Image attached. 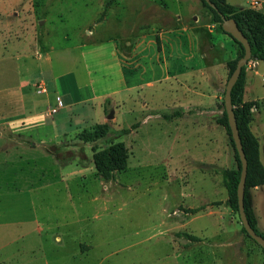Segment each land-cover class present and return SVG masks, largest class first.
<instances>
[{"label": "rangeland", "instance_id": "obj_1", "mask_svg": "<svg viewBox=\"0 0 264 264\" xmlns=\"http://www.w3.org/2000/svg\"><path fill=\"white\" fill-rule=\"evenodd\" d=\"M142 2L0 0V99L15 93L14 87L18 80L28 79L26 74L20 75V70L28 66L34 69L31 82L44 80L49 91L56 82L58 93H62L61 84H64V91L75 101L89 97L91 89L85 86L89 77L106 81L108 67L98 64L89 67L90 72H87L84 60L88 63L95 61L92 55H82L81 51L88 48L90 43H106L114 38L121 50L125 41L123 36H135L138 33L141 17L137 11L142 7ZM227 2L241 6L250 4V0ZM260 3L264 12V0H260ZM155 27L151 24L149 29L146 28L145 32L151 33V36L148 35L145 40L154 39ZM156 47V42L151 47L147 45L142 56L147 57L149 51ZM28 54L33 59L42 55L43 59L35 63L31 57H26ZM258 62L255 97L262 100L257 103L253 101L261 107V113L257 115L260 125L258 120H254L253 130L261 142L264 158V62ZM125 64L129 66L127 60ZM246 67L252 68L248 62ZM77 72L81 73L77 84L82 89L74 86L73 76ZM159 72L156 70L154 74ZM151 74L143 71L141 75L143 79H149ZM98 85L95 83V88ZM150 91V88H146L141 94L147 95ZM101 93L102 90L97 92ZM159 94H166L165 89L160 88ZM50 101L51 107H54L55 94L50 96ZM91 105L94 108H90ZM111 105H114V97L104 96L94 101L62 106L50 114L58 129H79L66 137L68 144L73 146L75 142L85 143L78 139L79 134L99 124L100 117L104 116L102 122L108 123L113 129L125 128L123 125L128 120H123L120 113L111 119L105 117L113 110ZM219 107L221 115V102ZM80 109L81 115L77 118L69 113L73 110L79 112ZM59 117L61 120H58ZM211 124L217 126L211 129V135L217 139L216 156L220 168L230 165L228 160L234 167L233 149L224 126L221 123L217 125L214 118H211ZM199 136L194 133L189 136L187 148L191 155H197L200 149L197 144ZM142 137L143 140L151 139L147 147L151 144L156 152V141L161 138L159 131L152 129L151 134ZM113 139L123 141L128 140V137L121 133ZM86 144L88 148L85 153L92 162L94 151L101 149L102 145L99 141ZM72 149L60 152L59 158L64 160L74 154L82 156L78 150ZM153 150L151 152L154 154ZM151 152L138 148V159L130 158V167L126 171L115 172L114 179L104 183L97 171L87 174L83 179L74 174L68 175L66 172L78 168L74 158L68 168H56L52 165L53 161L49 163L47 152L41 149L24 152V159L32 155L35 157L34 165L28 163L27 159L1 168L0 264H212L208 256L227 255L228 252L242 254L243 246L249 264H264L260 246L242 230L238 213L228 204V195L222 205L223 215L220 219L226 236L236 240L234 246L225 247L228 249L214 247L210 236L199 243L187 230L177 231L166 223L172 217V203L182 198L178 192L177 195L173 192L172 184L157 178L156 168L152 165L155 156L150 155ZM15 153L20 154V151ZM145 160H149L151 166L138 167ZM210 171L216 173L213 168ZM60 172L65 174L64 181L61 180ZM217 174L221 180L222 175ZM166 211L170 213L166 215ZM165 217H168L167 220ZM203 224L209 225L210 233L215 229L212 222L204 220ZM201 255H206L204 260L193 262V256Z\"/></svg>", "mask_w": 264, "mask_h": 264}, {"label": "crops", "instance_id": "obj_2", "mask_svg": "<svg viewBox=\"0 0 264 264\" xmlns=\"http://www.w3.org/2000/svg\"><path fill=\"white\" fill-rule=\"evenodd\" d=\"M141 5L137 11L141 17L137 27L138 33L135 36H123L125 41L121 50L117 39L114 38L106 43H90L88 48L81 51L82 55H92L95 61L92 63L82 61L87 72H90L89 67L98 64H105L106 68L108 67L106 81L89 77L85 85L91 89L89 97L75 101L67 91H64V84H61L62 93H58L56 82L49 91L44 80L30 81L34 79H32L34 69L31 66L23 67L21 69L23 72L20 70L21 77L26 74L25 77L28 79L18 80L14 87L15 93L11 96H2L0 99V169L27 159L28 163L34 165L36 159L33 155L23 158L25 151L41 149L47 152L48 146L65 140L66 145L61 152L71 151V147H74L72 150H78L83 157L78 154L68 156L61 160L63 163L61 165L54 155L47 152L49 163L53 161L51 164L56 168L63 166L68 168L74 158L78 168L66 172L68 175L74 174L83 179L87 174L95 173L93 161L90 162V157L85 153L87 144L75 142L70 146L66 140V137L79 129L71 131L67 127L58 129L54 126L50 114L52 108L50 96L55 94L56 103L58 99L65 100L66 105L63 101V107L113 96L114 105H111V108L114 117L120 113L123 120H128L123 125L128 129L123 133L128 137V140H123L128 152L126 170L130 167L128 163L130 158L138 159L136 153L138 148L147 153L153 150L151 144L147 147L151 139L143 140L142 136L151 134L152 129H157L161 134V138L156 141L157 148H154L156 152L153 150L154 154L153 152L150 154L155 156L152 165L156 168L157 178L164 183L172 184L173 192L176 195L178 192L182 198L172 203V217L170 220L165 217L167 220L165 222L171 224L177 231L187 230V233L195 236L199 243L208 240L210 236L214 247L228 249L235 245L236 240L233 241L231 236L227 237L225 229L220 225L222 205L227 199V192L222 178L220 180L217 174L219 173L217 170L222 168L216 156L217 139L211 135V129L214 130L217 126L211 124V118L216 122V118L220 116L219 106L223 100L225 90L223 87L229 72L227 63L237 58L238 47L232 37L218 27L211 13L199 0H143ZM254 9L263 12L261 3ZM151 24L156 25L154 39L145 40L148 35L151 36V33L145 32ZM154 42L157 44L156 49L150 50L147 57L142 56L147 45L151 47ZM28 56L31 57L30 54L26 55ZM42 59V55H39L33 62L38 63ZM126 60L128 67L125 64ZM258 65L257 61L254 68H245L244 101L257 103L262 100L255 97ZM156 70L160 72L154 74ZM143 71L152 72L149 79L142 78ZM40 74L43 72L40 71ZM80 79L81 73L77 72L73 76V81L78 89H82V86L77 84ZM95 83L97 85L100 83L98 88H95ZM38 85L43 86L45 92H37ZM146 88L151 89L149 94H141ZM160 88L165 89L166 94H159ZM100 90L103 93L97 94ZM90 108L94 107L91 105ZM260 109L257 104L252 107L250 129L257 137L260 159L264 164L261 142L253 130V121L258 120ZM75 111L69 113L77 118L81 115V109L79 112ZM100 118L97 123H104L102 122L104 116ZM58 120H61V117ZM193 133L200 135L197 140L200 147L197 155H191L187 148L189 136ZM16 151H20V154L15 153ZM148 161L138 164V167L151 166ZM228 164L230 165L227 167H233L229 160ZM210 168L216 173H212ZM64 172H60L62 181L66 179ZM94 178L97 179L95 175ZM111 181L112 179L108 182ZM101 182L104 183L103 180ZM251 195L256 228L264 233V185L253 188ZM185 199L186 202L183 201ZM201 207L202 209L195 214L186 211ZM169 213L166 211V215ZM204 220L213 223L215 229L212 233L209 225L203 224ZM242 250V254L228 252L227 255L216 254L208 257L212 264L221 262L249 264L250 260L244 252V246ZM204 257L206 255L193 256V262Z\"/></svg>", "mask_w": 264, "mask_h": 264}, {"label": "trees", "instance_id": "obj_3", "mask_svg": "<svg viewBox=\"0 0 264 264\" xmlns=\"http://www.w3.org/2000/svg\"><path fill=\"white\" fill-rule=\"evenodd\" d=\"M199 1L205 8L208 9V11L212 15L213 20L218 23V27L221 30H223L221 26V16H224L226 18H233L237 23L238 28L243 32L250 43L251 59L264 62L263 12L251 7L232 5L229 4L226 0H211L215 5L214 8L211 7L205 0ZM227 34L230 35L229 33ZM232 39L238 47V56L235 60L227 63L229 69L228 77L234 70L237 59L244 53L242 44L233 37ZM245 68L246 65L242 67L239 78L237 79L231 90V101L236 117L242 148L247 159V173L244 187V208L249 223L251 224L253 229L258 234L264 237V234L258 231L256 228V219L251 207V190L257 186L264 185V164L260 159V149L257 137L250 129L252 114L251 109L253 106H255V104L252 101L243 100V91L245 86ZM221 107L222 114L218 118H216V122L221 123L226 130L229 144L233 149V156L236 165L234 167L222 168L217 171L222 175L223 184L228 195V204L231 205L238 213L237 185L240 177L241 162L238 152L235 148L234 141L231 138V132L228 126L223 100L221 101ZM127 131L128 129L125 128H121L118 130L113 129L108 123H99L86 130H83L78 136V139L85 143L95 141H99V143H101V149L94 151L92 160L99 178L104 182H108L109 180L113 179L115 176V172L124 171L127 168V148L123 141L113 139L115 135L126 133ZM65 143L66 141L62 140L58 144H53L47 147V152L54 155V158L61 165H63V163L61 162L62 159L59 158L58 154L66 145ZM201 209L202 207L190 208L186 211L190 214H195ZM242 230L247 234L243 226ZM247 236L250 237L248 234ZM251 239L256 242L253 238ZM260 248L264 256V250L261 246Z\"/></svg>", "mask_w": 264, "mask_h": 264}, {"label": "water", "instance_id": "obj_4", "mask_svg": "<svg viewBox=\"0 0 264 264\" xmlns=\"http://www.w3.org/2000/svg\"><path fill=\"white\" fill-rule=\"evenodd\" d=\"M211 7H215L213 2L211 0H205ZM222 22L221 26L222 29L229 33L234 39L239 41L242 46L244 53L241 57H239L236 61V65L234 70L231 72L229 75L227 82L225 84V90H224V96H223V102H224V108L225 112L227 115V122L228 126L230 128L231 132V138L234 141L235 148L238 152L239 159L241 162V171H240V177H239V182L237 185V202H238V214H239V219L246 230L247 234L253 238L264 250V237L260 234H258L251 224L249 223V220L247 218L245 208H244V187H245V179H246V173H247V159L245 157L239 132H238V127H237V122H236V117L235 113L233 110L232 106V101H231V90L236 83L237 79L239 78L241 69L243 66L247 64V62L251 59V46L246 38V36L243 34V32L238 28L237 23L233 18H226L224 16H221ZM114 116L113 110L107 114V118L111 119Z\"/></svg>", "mask_w": 264, "mask_h": 264}, {"label": "built area", "instance_id": "obj_5", "mask_svg": "<svg viewBox=\"0 0 264 264\" xmlns=\"http://www.w3.org/2000/svg\"><path fill=\"white\" fill-rule=\"evenodd\" d=\"M259 4H260V0H250V4L249 5H250V7L256 8V7L259 6ZM256 63H257V61L253 60V59H250L248 61V64L252 68H254L256 66ZM37 92H45V88L43 86H41V85H38L37 86ZM62 106H63V101L58 99L56 105L50 109V113L56 112L58 110V108H60Z\"/></svg>", "mask_w": 264, "mask_h": 264}]
</instances>
